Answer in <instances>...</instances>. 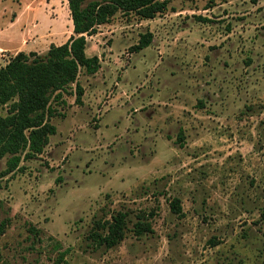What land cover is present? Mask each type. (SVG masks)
I'll use <instances>...</instances> for the list:
<instances>
[{
  "label": "rangeland",
  "instance_id": "obj_1",
  "mask_svg": "<svg viewBox=\"0 0 264 264\" xmlns=\"http://www.w3.org/2000/svg\"><path fill=\"white\" fill-rule=\"evenodd\" d=\"M0 12L22 46L49 32L40 52L73 36L68 0ZM88 41L101 68L81 70L82 104L75 85L53 102L44 153L0 179V264H264V0H169Z\"/></svg>",
  "mask_w": 264,
  "mask_h": 264
},
{
  "label": "trees",
  "instance_id": "obj_2",
  "mask_svg": "<svg viewBox=\"0 0 264 264\" xmlns=\"http://www.w3.org/2000/svg\"><path fill=\"white\" fill-rule=\"evenodd\" d=\"M68 5L74 30L65 44L52 45L43 55L20 52L0 69V108L7 109L6 115H0V167L6 158L0 179L20 170L22 161L44 153L51 136L57 133L51 123L53 102H63L64 94L75 85L76 103L82 104L85 91L78 81L81 70L94 75L101 68L97 55H87L88 37L99 26L110 23L118 12L153 20L168 10L169 0H94L87 5L84 0H68ZM153 38L148 32L132 50L140 52L150 47ZM171 206L174 213L180 212L178 200ZM125 218L126 214L119 213L109 224L108 235L102 238L107 247L123 239ZM6 225L7 221L0 225V236Z\"/></svg>",
  "mask_w": 264,
  "mask_h": 264
},
{
  "label": "crops",
  "instance_id": "obj_3",
  "mask_svg": "<svg viewBox=\"0 0 264 264\" xmlns=\"http://www.w3.org/2000/svg\"><path fill=\"white\" fill-rule=\"evenodd\" d=\"M0 14H2L0 12ZM2 16L0 15V20ZM3 21L0 22V69L5 67L16 55L20 52L31 53L35 52L39 55L45 53L40 52L37 48L41 47L43 43L47 42V40L51 37L49 32L42 31V35L39 38H36L34 43H28L22 46L21 39L19 38L14 39L15 29H17V22H9L5 24H1ZM20 49L18 50L17 48ZM8 57V60L3 63V58Z\"/></svg>",
  "mask_w": 264,
  "mask_h": 264
}]
</instances>
